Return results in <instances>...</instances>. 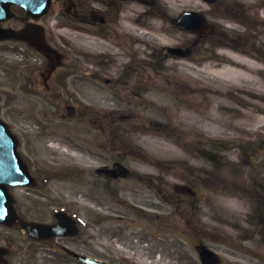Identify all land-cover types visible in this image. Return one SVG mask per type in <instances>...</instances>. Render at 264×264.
Segmentation results:
<instances>
[{
    "label": "rangeland",
    "instance_id": "rangeland-1",
    "mask_svg": "<svg viewBox=\"0 0 264 264\" xmlns=\"http://www.w3.org/2000/svg\"><path fill=\"white\" fill-rule=\"evenodd\" d=\"M73 1L74 4L70 5L69 1L66 4L68 7H65L66 0H53L51 11L37 22L45 26V41L61 50L69 65L83 64V67L92 71H100L101 77H116L111 85H103L92 79L95 84L90 83L85 87L84 97L94 104L99 119L103 120L98 119V126L102 128V131L98 129L97 132L100 138H97L96 149L102 158L98 160L111 162L113 159H122L133 172L132 176L117 181L116 190L119 199H127L133 204L132 214L127 209L125 211L124 207L113 206V198L106 196L108 191L94 186L86 188L87 191L93 188L95 193L93 198L87 199L88 208L98 210L104 201L105 205L109 203L112 208L105 212L101 210L102 213L110 215L113 210L119 212L123 208L121 215L124 222L132 223L136 217L143 216L151 219L147 223L151 226L164 220L180 225L179 212L192 209L188 214L193 217L192 228L199 233L201 241L223 257L222 264H264V129L256 133V127L261 124L258 120H264V0H231L234 3H230V0H215L213 6L193 0L194 4L199 2L202 8L208 9L206 16L216 23L211 32L204 33L197 41L194 38L190 41V34L181 32L171 21L182 8H166L165 0H159L156 7L163 12V19L159 20L164 29L162 35L167 41L171 40L166 45L183 44L186 47L191 43V54L185 57L172 56L151 41L146 52L137 53L138 56L132 60L129 72H121L122 68H118L116 63L117 69H114L113 62L101 67V58L87 64L90 67L86 66L87 47L68 38L56 26L65 23L91 28L96 32L99 28L103 36L121 42L122 46L132 51L133 38L122 25L120 15L128 4L139 6L140 10L146 7L133 0ZM255 1L261 4L256 5L253 3ZM102 16L105 22L100 20ZM146 16L143 14V17ZM232 19L238 20L240 24ZM142 20L147 26L155 25L150 18ZM30 22L36 21L26 12L14 8L11 19L1 22V25L21 31ZM150 36L151 32L147 33V39H151ZM226 45H236L250 53L246 55L238 49L231 50V54L230 47ZM156 48L159 58L165 57V60L159 63L151 59V67L145 65L146 60L142 58L151 57L150 52ZM36 51L35 47L22 40L0 41V112L6 118L10 117L7 110L3 109V92L5 89L16 90L18 83L23 80L19 74L21 66L23 69L25 64L44 61ZM141 51H144L143 48ZM233 55L241 60L246 59V67L230 66L228 62L232 61ZM171 59H177L181 64L180 70L171 65ZM209 64L215 65V69L212 68L215 73L231 68L235 70L231 73L234 75L221 80L216 74L200 71ZM128 75H131L129 84L133 89L129 98L123 96L114 106L103 105L101 98H95L102 91L106 94L107 90L119 86ZM90 87L94 92L92 97L89 96ZM155 91L171 94L170 99L161 103L153 94ZM27 99L29 97L8 101L10 110H15L11 118L14 116L20 121L23 117L36 121L40 115L38 109L43 110V107L37 101ZM29 103H34L30 106L35 108V112L24 110ZM133 110L138 111L136 114L140 112L142 117L120 120L122 113ZM106 111L115 115L109 117ZM18 121L19 125L24 122ZM86 124L73 128L64 124L59 132L72 137L75 141L72 143L77 145L76 142L79 144L84 139ZM53 142L54 146L40 142L39 150L48 160H54L55 156L56 161L79 164L80 167H85L81 162L90 164L88 160L80 159H92L89 149H83L74 160L70 157L72 146H69L71 142L68 139L56 138ZM143 175L148 177L142 180ZM88 176L85 179L80 174L70 191L72 189L79 195L76 189L84 190L81 184L91 178ZM178 182L191 184L197 193L189 195L181 192L178 197L174 193V184ZM232 192L238 196L237 199L230 196ZM177 197L180 200L177 207L174 208L175 203L170 207V200ZM150 198L158 205L154 212L148 211L152 208ZM164 199L166 202H160ZM140 203L148 207L147 211L138 208ZM230 203H247V206L240 207L241 217L238 219L230 214ZM87 219L97 220V214L87 216ZM231 221L234 224L231 225ZM108 228V223L102 226L105 231ZM97 230L94 227L90 232L96 235ZM3 240L5 237L0 238V242ZM12 241L17 244L19 240Z\"/></svg>",
    "mask_w": 264,
    "mask_h": 264
},
{
    "label": "flooded vegetation",
    "instance_id": "flooded-vegetation-1",
    "mask_svg": "<svg viewBox=\"0 0 264 264\" xmlns=\"http://www.w3.org/2000/svg\"><path fill=\"white\" fill-rule=\"evenodd\" d=\"M71 69L73 67L68 66L31 69L28 71L27 85H23V91L27 95L39 97L47 105L77 104L76 99L84 95L88 82L81 72L73 73L69 71ZM69 111L71 114L74 109L70 108ZM49 123L52 125L50 121ZM28 127L29 130L24 135L26 139L23 142L22 156L35 178V183L25 187H11L13 192L19 189L18 192L23 193L17 202V217L21 222L32 218L30 221L57 223V214L71 213L72 208L68 202L70 187L65 179L67 171L61 170L58 162L37 160L41 153L33 143L39 140L36 134L28 132H41L44 126L31 121ZM84 191L86 195H92V192ZM159 228L160 232L157 229L154 239L150 237L149 230L142 233L113 230L110 234L114 241L111 248L104 246L102 235L101 245L93 248L81 237L83 233L77 236L60 235L51 239H35L20 228L16 230L21 239L17 244L0 242V246L7 248L4 255H0V264H84L77 256L80 254H89L113 264H144L148 258H159L162 262L170 261L174 264H199V242L193 241L191 250L184 249L174 236L177 227L160 225Z\"/></svg>",
    "mask_w": 264,
    "mask_h": 264
},
{
    "label": "water",
    "instance_id": "water-1",
    "mask_svg": "<svg viewBox=\"0 0 264 264\" xmlns=\"http://www.w3.org/2000/svg\"><path fill=\"white\" fill-rule=\"evenodd\" d=\"M11 4H19L28 9L33 15L39 16L47 10L50 0H0V20L10 17ZM181 19L188 24L192 19L199 23L205 22L202 15L194 12L184 13ZM184 26L195 28L196 25L184 24ZM8 37H19V35L11 30L0 27V38ZM23 172L24 170L17 153V140L0 120V222H10L13 217L10 198L6 194L5 185L7 183L24 181Z\"/></svg>",
    "mask_w": 264,
    "mask_h": 264
},
{
    "label": "bare ground",
    "instance_id": "bare-ground-1",
    "mask_svg": "<svg viewBox=\"0 0 264 264\" xmlns=\"http://www.w3.org/2000/svg\"><path fill=\"white\" fill-rule=\"evenodd\" d=\"M169 2L172 4L173 6V9H178V8H202V5L201 3H196L194 4L193 3V0H169ZM203 10L202 11H205L207 10L206 8H202ZM162 32H163V28L162 26L160 25H155L153 27V30H152V39L154 41H156L159 45H163L165 43H167V39L164 35H162ZM171 41V40H170ZM98 47H101V48H104V49H108L107 45L102 43V42H98L96 43ZM234 60H232L231 62H228L230 66H236V67H239V68H244L246 67V59L245 60H241L237 57H233ZM165 58H162L161 61H164ZM171 65H173V67L175 68H178L181 64L175 60H172L171 61ZM212 67L213 65L212 64H209L208 66L205 67L206 70H209L211 73L213 74H216L218 77H221L222 79H225V77H228L230 75H234V74H231V73H234L235 70L234 69H231V68H228L227 70L225 71H221V72H218V73H215L212 71ZM105 98H107L106 96H104ZM162 99H165L164 95H161L160 96ZM263 112H264V108L262 109ZM258 123L260 124L259 126L256 127V133H260L261 129H264V120H261L259 119L258 120ZM257 193L259 194V192L257 191ZM264 193V192H263ZM232 198L237 199V195L234 194V192L231 193L230 195ZM263 198H264V194H262ZM247 206V203L245 204H241V205H238V204H229V211H230V214L233 216L234 219H238L239 217H241V212H240V207H245ZM236 213V215H235ZM234 224V221H231V225Z\"/></svg>",
    "mask_w": 264,
    "mask_h": 264
}]
</instances>
